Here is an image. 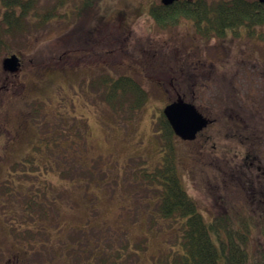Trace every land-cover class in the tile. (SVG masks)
Segmentation results:
<instances>
[{"label": "rangeland", "instance_id": "1", "mask_svg": "<svg viewBox=\"0 0 264 264\" xmlns=\"http://www.w3.org/2000/svg\"><path fill=\"white\" fill-rule=\"evenodd\" d=\"M78 2L32 1L21 19L24 26L5 34L6 48L0 47V209H6L0 214L10 231L0 227V237L15 238L26 230L34 237H53L56 264H166L179 223L160 216L158 185L147 177L164 161L157 116L180 94L212 119L193 140L173 137L183 189L206 223L217 217L231 220L228 227L242 228L245 220L253 229L249 260L264 256L261 194L250 189L245 195L225 164L237 145L229 135L225 109L264 115V78L251 88L209 79L205 84L190 76L182 82L178 61L183 47L196 46L192 55L198 51L202 58H215L220 53L212 38L205 39L207 46L200 44L185 32L189 21L182 16L157 23L149 5L160 0H95L83 14ZM48 11L51 16L41 21ZM2 13L0 2V19ZM235 28L244 30L243 25ZM255 29L259 37H234L232 44L242 47L246 42L263 63L264 24L253 25ZM10 52L20 57L16 73L1 68V59ZM241 70L233 73L241 77ZM122 75L137 82L146 97L133 107L128 96L115 113L103 99V79ZM244 97L254 98L256 109L240 104ZM36 103L42 108L34 112ZM260 150L264 159V146ZM24 155L25 164L19 162ZM26 205L41 207L36 219L56 227V234L49 228L35 234V220L13 212ZM21 221L34 225L33 230L13 228Z\"/></svg>", "mask_w": 264, "mask_h": 264}, {"label": "trees", "instance_id": "2", "mask_svg": "<svg viewBox=\"0 0 264 264\" xmlns=\"http://www.w3.org/2000/svg\"><path fill=\"white\" fill-rule=\"evenodd\" d=\"M35 0H0L3 13L0 19V47L6 48L5 34L10 31L18 30L24 26V13L30 3ZM66 0H58L62 4ZM95 0H79L78 11L89 10ZM198 2V3H197ZM194 4L182 3L173 6L158 4L150 7V12L157 23H167V20L175 13L193 14L194 20L200 29H211L208 25L216 26L215 29L222 28V24L227 20L230 23H246L248 26L264 23V2L258 0H219L218 4L207 6L204 2L197 1ZM155 8V9H154ZM75 11L76 16L80 17ZM214 11V12H213ZM216 12V13H215ZM50 11L41 17V21L47 20ZM54 13V12H53ZM217 14L218 17L211 16ZM227 15H231L227 16ZM215 17V18H214ZM103 85L106 89L104 101L117 113L128 96L131 95V106L137 107L146 97L143 89L128 75H122L117 78H104ZM100 83L99 80L94 81V85ZM156 128L160 130V146L164 150L163 165L157 166L151 172L149 178L150 183L158 185L159 190L158 211L164 220L179 223L174 230V248L172 249L166 264H264V256L258 259L249 260L247 243L253 229L247 227H228L231 220L214 217L213 221L206 223L198 211L196 203L191 199L181 185L179 175L174 164V148L172 138L174 137L172 129L160 112L157 116ZM30 158V157H29ZM27 162V157L24 158ZM145 175L147 176V174ZM34 186V185H33ZM36 195V194H35ZM226 225V226H223ZM250 230H252L250 232ZM250 232V233H249ZM211 233L214 234L215 241L212 239Z\"/></svg>", "mask_w": 264, "mask_h": 264}, {"label": "flooded vegetation", "instance_id": "3", "mask_svg": "<svg viewBox=\"0 0 264 264\" xmlns=\"http://www.w3.org/2000/svg\"><path fill=\"white\" fill-rule=\"evenodd\" d=\"M197 1L203 2L202 0H175L170 4H174L173 6H175L185 2L188 4L192 3L194 4V7H196L198 6L195 4ZM205 2L207 1H204V4H207ZM183 15L188 16V18H185L182 15L177 16L178 20L179 17L182 16L186 21H189L185 23V26L187 27V30L185 32H189L196 36L197 40H201L200 44L204 43V46H207V43L204 42L205 39L212 38L214 40L213 48L219 50L220 56H217L215 58H207L206 56H204V58H202L199 56L198 51H195L193 55L191 54L193 50L197 49L196 46L195 49H193V47H183L184 50L181 52V60L178 61V68L180 69L179 78L182 82L185 81L186 76H190L196 77L197 79L199 78L201 80L200 83L205 84V80L209 79L211 80V82L216 84L223 83L224 81H229L232 86L236 88V85H239V83L242 82V84L246 83V86L251 88L254 87V84L258 83L262 78H264V62H259L255 58V56H253V52L247 50L248 46L245 44L246 42L242 41V47H239L237 43H235L236 45L232 44V42H234V37L245 36L246 33H251L250 30L244 29L241 31L237 28H233L232 26L234 24L230 23L232 21V18L231 20H227L226 24L223 23L222 28L215 29L213 25L204 23L203 26L210 25L214 27V29L207 31H205L204 29L200 30L195 23L193 14ZM211 16H215L216 18L218 17L217 14H211ZM227 16L232 17L231 15ZM259 31L260 30H254V32ZM199 48L201 47L199 46ZM235 69H242L241 72L243 76L239 77L238 71H236L234 74L233 70ZM219 71H225V73H219ZM246 91L250 92L249 88H247ZM180 96V94H176L175 98ZM231 97V100L237 101L235 99L236 94H232ZM175 98H173L172 100H174ZM256 103L258 102L254 98L250 97H244L240 102V104H244V106L247 105L248 107L249 105L253 104L255 109ZM225 111L230 120L228 128L229 135L231 139H234L237 142V145H235L236 148L234 147V149H232V155L230 157H227L225 160L227 170L229 171L231 177H233L232 179L240 184V188L245 195H249L250 189L252 190L253 194H256L257 192L261 194L260 199L262 201H259V205L261 204L262 206V212L264 211V159L260 156V149L264 146V115L253 112L249 114L248 112L251 111L246 112V110L244 111L245 115L240 114L239 112L241 110L235 107H228L225 109ZM203 115L205 114L203 113ZM205 116L209 120L207 125L212 123V119L207 115ZM215 129L217 132H219L218 126H216ZM24 158L25 157L23 156L20 162ZM22 163L24 162L22 161ZM217 168L220 172L223 171L221 169V166H217ZM39 208L41 207L21 206L18 207L17 210H13V212L19 213L22 217H26V215L29 214L31 217L36 219L38 218L40 212ZM13 209H15V207H13ZM3 212H6L5 208L0 209V213ZM0 217V227L3 230H7L5 232L6 234H8L10 232L7 225L8 222L6 220H3L4 216L2 217V214H0ZM22 221L20 223L15 222L13 228L18 227V229H32L34 227V225H32L31 227L30 225H22ZM42 228L53 229L52 233L56 234V231L54 229L56 227H52L51 225L49 227L44 225L42 226L41 220H35V229H38L41 234L44 233L43 231H41ZM57 255L58 246L53 237H0V264H56L55 260Z\"/></svg>", "mask_w": 264, "mask_h": 264}, {"label": "water", "instance_id": "4", "mask_svg": "<svg viewBox=\"0 0 264 264\" xmlns=\"http://www.w3.org/2000/svg\"><path fill=\"white\" fill-rule=\"evenodd\" d=\"M162 1L170 3L172 0ZM260 1L264 2V0ZM1 65L4 70L16 71L20 65L19 57L15 53L7 55L2 58ZM163 113L173 131L183 139L194 138L196 132L208 122V119L196 109L194 104L184 101L181 97L167 103L163 108Z\"/></svg>", "mask_w": 264, "mask_h": 264}]
</instances>
